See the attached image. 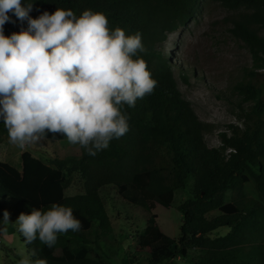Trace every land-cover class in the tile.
I'll use <instances>...</instances> for the list:
<instances>
[{
	"label": "trees",
	"instance_id": "1",
	"mask_svg": "<svg viewBox=\"0 0 264 264\" xmlns=\"http://www.w3.org/2000/svg\"><path fill=\"white\" fill-rule=\"evenodd\" d=\"M216 1L238 11L230 30L243 40L253 59L252 67L244 70L235 85L243 100L253 103L241 113L244 127L231 125L232 134L222 133L218 148L206 144L204 125L182 95L175 67L158 48L170 33L194 19L202 0H23L25 6L33 3L32 18L57 8L72 10L77 17L91 10L103 13L112 31L119 27L127 35L140 33L146 51L134 58H143L157 81L154 91L138 99L135 107L120 106L128 117L129 131L94 157L81 147L79 154L56 155L50 163L28 150L21 154L20 167L0 159L1 215L6 207L11 208L14 219L59 204L71 207L81 222L79 231L58 234L51 248L39 239L28 244L21 236L33 261L104 264L90 256L86 233L92 229L93 219L99 222L100 238L113 232L106 197L116 191L123 204L142 207L148 213L142 235L148 240L150 264L186 258L190 250L200 252L195 264H264V73L260 72L264 69V36L260 33L264 0ZM9 16L4 25L6 36L27 29V21L21 22L13 13ZM6 134L0 120V144ZM45 138L66 139L51 132ZM75 172L84 179V192L67 196ZM251 179L259 199L242 193ZM179 189L189 190V197L179 205L184 223L177 239L161 229L154 210L157 203L167 207L162 196ZM229 190L240 191L241 197L225 202ZM212 210L218 215L210 218ZM220 228L229 230L214 237ZM139 261V256H132L122 264Z\"/></svg>",
	"mask_w": 264,
	"mask_h": 264
},
{
	"label": "clouds",
	"instance_id": "2",
	"mask_svg": "<svg viewBox=\"0 0 264 264\" xmlns=\"http://www.w3.org/2000/svg\"><path fill=\"white\" fill-rule=\"evenodd\" d=\"M32 10L31 2L0 0V120L9 142L23 150L48 132L60 133L94 157L129 131L120 106L135 107L157 86L146 61L134 58L146 51L141 34L112 31L107 17L91 10L77 17L57 8L38 18ZM9 13L27 21V29L6 36ZM8 221L5 211L2 223ZM16 224L26 243L39 239L49 248L58 234L81 228L72 208L59 204L22 213ZM17 255L18 264H46L23 249Z\"/></svg>",
	"mask_w": 264,
	"mask_h": 264
},
{
	"label": "rangeland",
	"instance_id": "3",
	"mask_svg": "<svg viewBox=\"0 0 264 264\" xmlns=\"http://www.w3.org/2000/svg\"><path fill=\"white\" fill-rule=\"evenodd\" d=\"M237 14L238 11L225 7L219 1L202 0L194 19L187 26L170 33L168 39L158 47L175 67L179 89L203 123V136L209 147H221V135H231V125L244 127L241 113L253 104L245 102L235 89L244 76V70L253 64L252 55L243 40L236 38L230 30ZM260 33L264 36V29ZM260 72L264 73V69ZM25 150L50 163L56 155L79 154L81 147L70 144L67 139L43 138L21 150L9 142L6 134L0 144V159L20 167L21 154ZM255 170L258 171L257 168ZM70 180L67 196L84 192V179L79 172L73 173ZM188 191L179 189L165 193L162 200L167 207L157 203L154 210L161 229L177 239L184 223L179 205L189 197ZM242 193L246 197L259 199L253 179L245 183ZM240 194L238 190H229L224 201H235L241 197ZM106 202L113 232L100 238L99 222L93 219L92 229L86 233L90 256L102 259L104 264H122L124 258L139 256L140 261L135 264H150L148 240L142 235L148 217L146 210L123 204L117 199L116 191L106 197ZM5 211L9 213V221L2 223L4 214H0V264H18L21 259L17 255L18 250L23 249L29 257L30 254L21 240L23 235L16 224L18 218L15 216L12 219L11 208L6 207ZM216 215L218 211L212 210L208 217ZM228 230L220 228L213 236L225 235ZM199 258L198 250H190L188 257H176L163 264H195Z\"/></svg>",
	"mask_w": 264,
	"mask_h": 264
}]
</instances>
